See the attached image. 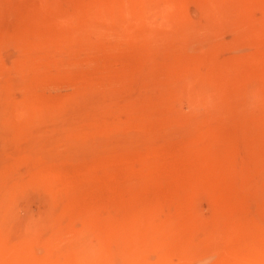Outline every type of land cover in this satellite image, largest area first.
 <instances>
[{
	"label": "rangeland",
	"instance_id": "obj_1",
	"mask_svg": "<svg viewBox=\"0 0 264 264\" xmlns=\"http://www.w3.org/2000/svg\"><path fill=\"white\" fill-rule=\"evenodd\" d=\"M0 264H264V0H0Z\"/></svg>",
	"mask_w": 264,
	"mask_h": 264
}]
</instances>
